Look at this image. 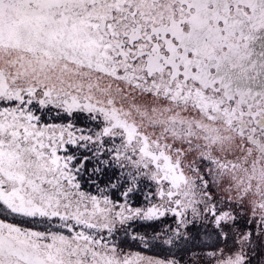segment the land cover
Here are the masks:
<instances>
[{
	"label": "snow or ice",
	"instance_id": "6c2138e0",
	"mask_svg": "<svg viewBox=\"0 0 264 264\" xmlns=\"http://www.w3.org/2000/svg\"><path fill=\"white\" fill-rule=\"evenodd\" d=\"M0 264H264V0H0Z\"/></svg>",
	"mask_w": 264,
	"mask_h": 264
}]
</instances>
